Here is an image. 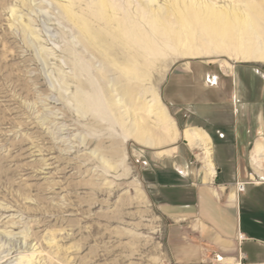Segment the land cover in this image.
Returning <instances> with one entry per match:
<instances>
[{
	"label": "rangeland",
	"instance_id": "1",
	"mask_svg": "<svg viewBox=\"0 0 264 264\" xmlns=\"http://www.w3.org/2000/svg\"><path fill=\"white\" fill-rule=\"evenodd\" d=\"M92 1L0 0V264H173L158 173H204L185 132L202 125L198 110L212 107L204 101L228 108L234 96L249 104L264 94V62L239 54L264 43V0H243L261 40L245 27L209 56L166 50L151 64L135 61L122 37L99 35ZM144 105L156 110L137 112L151 130L158 116L174 123V142L132 139V110Z\"/></svg>",
	"mask_w": 264,
	"mask_h": 264
},
{
	"label": "crops",
	"instance_id": "2",
	"mask_svg": "<svg viewBox=\"0 0 264 264\" xmlns=\"http://www.w3.org/2000/svg\"><path fill=\"white\" fill-rule=\"evenodd\" d=\"M233 101L228 108L204 101L212 107L198 110L202 125L187 127L209 138L214 174L203 166L197 180L188 168L173 165L155 180L174 222L168 236L173 264H264V154L256 152L257 142L264 145L263 90L253 103ZM213 180L214 187L205 186ZM252 180L238 194L236 184Z\"/></svg>",
	"mask_w": 264,
	"mask_h": 264
},
{
	"label": "bare ground",
	"instance_id": "3",
	"mask_svg": "<svg viewBox=\"0 0 264 264\" xmlns=\"http://www.w3.org/2000/svg\"><path fill=\"white\" fill-rule=\"evenodd\" d=\"M131 1H128L129 7L125 8L114 0H94L91 2L90 10L95 22L100 23L99 25H102L104 29L98 28L100 29L99 35L102 36L101 33L105 31L113 41L117 37H122L126 47L133 52L132 58L135 61L155 63L158 59L157 55L164 54L166 50L190 59H197L202 55L209 56L210 48L213 45L224 48L228 44L233 45L235 38L232 35L245 27L256 40H261L263 36L258 32L257 20L245 9L246 2L243 0H230L228 4L224 5H218L216 0H170L171 2L164 0V6L157 4L159 0ZM83 25L88 29L86 22ZM173 26L176 27L173 28ZM172 33L174 35H171ZM112 36L116 37L115 40ZM102 39L100 40L101 44L106 45ZM92 41L94 43V40ZM163 42L166 43L164 48L159 46ZM198 43L200 45L197 47ZM247 46L248 48L239 53L243 62H264V43L257 48H254L253 45ZM155 49L158 51L156 52ZM225 65L231 68L229 63L226 62ZM129 69L132 70L131 67ZM131 70H126L124 73L133 75L134 70ZM154 100L155 106H160L157 95H154ZM148 105L132 110L133 120L129 128V135L146 148L174 142L178 132L174 123L169 122L167 117L158 116L156 119L158 126L155 127L157 130L153 131L146 121L138 116L137 112L141 111L147 115L156 114L154 107ZM160 108L164 110L163 106ZM185 132L186 136L190 140L193 139L198 144L196 146L201 149L204 168L210 169V173L214 174L209 138L197 128ZM256 152L259 155L264 154V145L261 142H257ZM157 153L162 156L165 151ZM234 195L237 201L236 191Z\"/></svg>",
	"mask_w": 264,
	"mask_h": 264
},
{
	"label": "built area",
	"instance_id": "4",
	"mask_svg": "<svg viewBox=\"0 0 264 264\" xmlns=\"http://www.w3.org/2000/svg\"><path fill=\"white\" fill-rule=\"evenodd\" d=\"M250 184H255V182L252 180L247 183H238L236 184V191L238 192V194H241L245 191L247 185H250Z\"/></svg>",
	"mask_w": 264,
	"mask_h": 264
}]
</instances>
